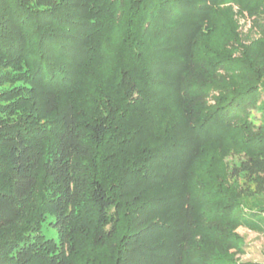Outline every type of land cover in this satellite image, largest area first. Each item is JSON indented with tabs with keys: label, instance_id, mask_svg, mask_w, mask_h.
I'll return each mask as SVG.
<instances>
[{
	"label": "trees",
	"instance_id": "1",
	"mask_svg": "<svg viewBox=\"0 0 264 264\" xmlns=\"http://www.w3.org/2000/svg\"><path fill=\"white\" fill-rule=\"evenodd\" d=\"M2 71L0 264H264V0H0Z\"/></svg>",
	"mask_w": 264,
	"mask_h": 264
},
{
	"label": "rangeland",
	"instance_id": "2",
	"mask_svg": "<svg viewBox=\"0 0 264 264\" xmlns=\"http://www.w3.org/2000/svg\"><path fill=\"white\" fill-rule=\"evenodd\" d=\"M240 23L242 24V29L244 32L248 31V28L250 27V19H247L246 17L240 18ZM25 69V67H24ZM16 70L10 69L9 72H15ZM3 71L0 73V94L4 93L7 90H10L12 88H16L18 86L24 87L27 86L24 81L18 80L17 78H11V79H4ZM18 99L17 97L11 100ZM10 100H5L2 103L6 104ZM20 112L21 109H19ZM16 113L11 114V118H16ZM252 115L254 114L256 116H259V112L257 108H252ZM50 215L46 216V219L42 223L41 228V234L45 238H54L58 240V231L55 226H53L49 220ZM236 231L240 234L242 237V243L240 247H233L230 249V252L234 254V257L237 259L238 262H258L262 263L264 262V229H253L248 225H240L236 228Z\"/></svg>",
	"mask_w": 264,
	"mask_h": 264
}]
</instances>
